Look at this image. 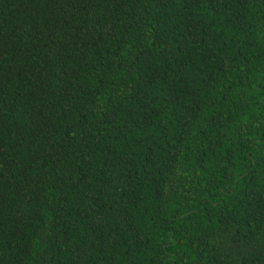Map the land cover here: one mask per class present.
I'll return each mask as SVG.
<instances>
[{"label":"trees","instance_id":"trees-1","mask_svg":"<svg viewBox=\"0 0 264 264\" xmlns=\"http://www.w3.org/2000/svg\"><path fill=\"white\" fill-rule=\"evenodd\" d=\"M0 264H264V0H0Z\"/></svg>","mask_w":264,"mask_h":264}]
</instances>
